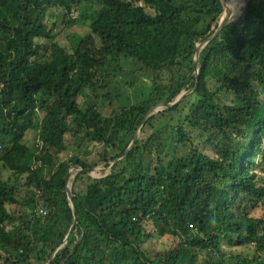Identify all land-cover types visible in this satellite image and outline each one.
<instances>
[{
	"label": "trees",
	"instance_id": "trees-1",
	"mask_svg": "<svg viewBox=\"0 0 264 264\" xmlns=\"http://www.w3.org/2000/svg\"><path fill=\"white\" fill-rule=\"evenodd\" d=\"M228 6V24L200 54L196 87L194 50L222 25L224 0H0V166L34 191L21 196L0 178V264H200L201 254V264H264V219L249 212L264 208V118L253 124L264 108V0ZM55 11L67 28L90 30L72 37L71 52L53 46ZM137 67L146 95L106 118L97 102L119 100L112 87ZM194 88L140 129L153 108ZM86 91L94 99L82 106ZM68 135L95 145L112 169L71 178L77 223L64 244L75 223L67 173L98 166L62 161ZM33 205L29 216L16 210ZM156 236L176 238L175 247L145 248Z\"/></svg>",
	"mask_w": 264,
	"mask_h": 264
},
{
	"label": "rangeland",
	"instance_id": "rangeland-1",
	"mask_svg": "<svg viewBox=\"0 0 264 264\" xmlns=\"http://www.w3.org/2000/svg\"><path fill=\"white\" fill-rule=\"evenodd\" d=\"M241 3H244V0H238ZM85 9L89 8V5L86 4L84 6ZM55 11L54 13H48L47 22L49 24V27L53 29V33L55 36V39L53 41V46H56L57 48H60V50H64L66 52H71L72 50V37L74 35L77 36H83L86 37L90 30L87 27H84L82 25H77L74 28H67L66 22L61 18V16ZM78 16V14H76ZM47 44V43H46ZM50 44V43H49ZM135 68V66L131 67ZM136 72L140 75H137L136 77L133 76V74L127 70L125 76L123 79H119V83L114 88L112 87L111 92L113 95L120 93L122 96L119 100H114L112 104L110 102H104L103 99H100L97 104L100 107L103 115L106 118H109L113 113L120 112L122 109H128L132 105L136 106L141 102V98L147 93V83L146 80L143 79V76L141 74L144 73L143 70H140V67H137ZM134 88H133V87ZM107 92H101L100 94L97 93L98 96L103 98L104 95H106ZM94 99V96L86 91L79 99V103L83 106L85 103V106L91 102V100ZM157 112L161 115L163 112V108H158ZM158 114V115H159ZM264 118V108H261L258 113L254 117V123L257 124L259 121H261ZM169 121V118L164 117L163 119L157 120L154 123V126L149 127L145 131V135L141 137V139H148L151 134H154L157 132V130L163 126L166 125V123ZM67 137V144L70 145L69 150L61 156L62 161L70 160L74 156H81L82 158H85L88 162H94L97 163L98 166L94 168V171L89 175V177L93 179H99L104 176L105 174L110 172V169L104 168V163L100 161L99 153L100 149H95V145H85L86 143L82 142L81 140H73L71 135L66 136ZM38 140V132L33 131L27 134L26 141L28 145L33 146L37 143ZM74 141V142H73ZM206 153L209 155L214 156V153L212 150H206ZM71 171H80L79 168L75 167L72 168ZM257 173L260 177V184L264 185V171L262 168L257 169ZM76 174V173H75ZM73 174V175H75ZM0 178L1 180L11 184L16 185L17 187L21 188V196H25L27 191H30L31 193H34L32 189L27 188L25 185H27L26 177H22L19 181L16 182V179L14 177V174L9 171H3L0 170ZM71 181V180H70ZM86 179H84V183L79 182L78 188L82 190L84 188ZM71 186V184H70ZM72 188V186H71ZM37 207L36 205L31 206L30 208H17L16 210L19 212H24L25 216H29L32 213L36 211ZM250 215L255 218H262L264 219V208H259L254 211H249ZM8 229H11L14 225H7ZM147 231L151 234H155V229L152 225V223H148L146 227ZM177 240L176 238L169 236L166 238H160L156 236L152 242L148 243L145 248L151 249L154 253L163 251L166 248H174ZM225 253L228 255V253L233 254H246L248 255L247 250L242 249H227L226 247H223ZM226 255V256H227ZM205 256V255H204ZM202 254L199 256V262L201 264V260L204 257ZM213 263H219V261L222 260L220 256L214 255ZM227 258V257H225Z\"/></svg>",
	"mask_w": 264,
	"mask_h": 264
},
{
	"label": "water",
	"instance_id": "water-1",
	"mask_svg": "<svg viewBox=\"0 0 264 264\" xmlns=\"http://www.w3.org/2000/svg\"><path fill=\"white\" fill-rule=\"evenodd\" d=\"M229 1H230V0H224V20H223V23H222V25L220 26L219 30L217 31V33H216L214 36L210 37V38H209L207 41H205L204 43H202V44L196 46V48H195V50H194V59H193V61H194V69H195V71H196V75H197V84H196V87L198 86V80H199L198 65H199V57H200V54H201L202 50H203L206 46H208V44H210L215 38L221 36L222 31L224 30V28H225L226 25L228 24V21H229V19H230V17H231V14H232V12H231V10H230V8H229V6H228V5H229ZM195 89H196V88H194V89H192V90H190V91L184 93L183 95H181L173 105H167V106L161 105V106H157V107L153 108V109H152V110L146 115L145 119L143 120V122H142V124H141L140 129L142 128V126H144V124H145L149 119H151L153 116H155V115L158 114V112H157V109H158V108H164V107H165V108L169 109V108H172V107L178 105V104H179V103H180V102H181L186 96H188V95H190L191 93H193ZM140 129H139L138 133L136 134V136L134 137L133 142H132L131 146L129 147V149L125 152V154H124L121 158H119L117 161L114 162L113 166H114L118 161L124 159V158L129 154V152L132 151V150L134 149V147L136 146V144H137V142H138V139H139V132H140ZM110 169H112V167H111ZM93 171H94V168H93V169H90V170H83V169H80V171H76V172L70 170V171L67 173V180H66L67 187H66V193H67V198H68L69 206L71 207V209H72V211H73V214H74V217H75V223H74L73 227L71 228V230H70V232H69V235H68V237H67V239H66V241H65L64 244L67 243L68 238L70 237V235H71V233L73 232V230H74V228H75V225H76V223H77V213H76V209H75V205H74V196H73L72 188H71V186H70V180H71V178L74 176L73 174H75V173H76V174H79V173H83V172H85V173H87L88 175H90ZM76 174H75V175H76ZM79 243H80V242H79ZM79 243H78V244H79Z\"/></svg>",
	"mask_w": 264,
	"mask_h": 264
},
{
	"label": "built area",
	"instance_id": "built-area-1",
	"mask_svg": "<svg viewBox=\"0 0 264 264\" xmlns=\"http://www.w3.org/2000/svg\"><path fill=\"white\" fill-rule=\"evenodd\" d=\"M2 153H3V147L0 146V156L2 155ZM0 169H1V166H0ZM39 213H40L41 215H43V216H46V215H47V212H46L45 209H40V210H39Z\"/></svg>",
	"mask_w": 264,
	"mask_h": 264
},
{
	"label": "clouds",
	"instance_id": "clouds-1",
	"mask_svg": "<svg viewBox=\"0 0 264 264\" xmlns=\"http://www.w3.org/2000/svg\"><path fill=\"white\" fill-rule=\"evenodd\" d=\"M1 170V169H0Z\"/></svg>",
	"mask_w": 264,
	"mask_h": 264
}]
</instances>
